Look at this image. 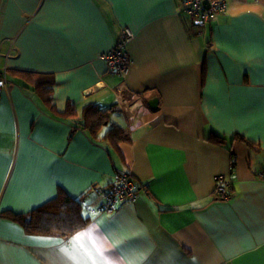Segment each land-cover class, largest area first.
<instances>
[{
  "label": "crops",
  "instance_id": "crops-1",
  "mask_svg": "<svg viewBox=\"0 0 264 264\" xmlns=\"http://www.w3.org/2000/svg\"><path fill=\"white\" fill-rule=\"evenodd\" d=\"M225 1L190 28L181 0H0V264H264V0ZM125 27L124 77L101 55ZM29 74L53 78L55 111ZM120 87L125 109L110 110ZM88 103L109 109L97 134L76 123ZM112 125L130 141L105 138ZM122 171L138 199L103 212ZM61 190L82 200V229L33 233L14 219Z\"/></svg>",
  "mask_w": 264,
  "mask_h": 264
},
{
  "label": "trees",
  "instance_id": "trees-1",
  "mask_svg": "<svg viewBox=\"0 0 264 264\" xmlns=\"http://www.w3.org/2000/svg\"><path fill=\"white\" fill-rule=\"evenodd\" d=\"M187 19L190 28H194L192 20ZM29 79L35 85L45 104L52 111H55L53 78L49 75L29 74ZM108 111L109 109H102L97 104L88 103L83 107L82 118H79L76 123L78 126L90 130L93 134H97L102 127H107L110 124ZM64 115L76 117L78 113L75 106L69 104ZM105 138L112 140L114 143L130 141L128 133L123 128L114 125L106 128ZM209 139L217 143H222L225 140L223 136L215 132H212ZM13 216L14 219L23 224L28 232L41 234L57 232L63 236L71 235L82 229L89 220L84 214L82 200L72 197L65 190H61L55 198L29 213L14 214Z\"/></svg>",
  "mask_w": 264,
  "mask_h": 264
},
{
  "label": "built area",
  "instance_id": "built-area-1",
  "mask_svg": "<svg viewBox=\"0 0 264 264\" xmlns=\"http://www.w3.org/2000/svg\"><path fill=\"white\" fill-rule=\"evenodd\" d=\"M181 0V11L192 20L195 27L204 28L210 24L217 16L222 15L227 10L225 0ZM135 34L129 28L122 29L116 45L101 55L106 62L108 71L114 75L127 76L131 70V61L128 56V45L134 39ZM9 86L7 71H0V92ZM117 102L111 108L114 111H122L127 104L122 92V87L117 89ZM264 178V172L261 174ZM231 181L222 175L215 179L214 194L219 199L230 197L229 188ZM139 189L132 175L127 171L117 174L114 183L103 192L104 202L100 205V210L111 213L120 205L126 202L133 203L138 199Z\"/></svg>",
  "mask_w": 264,
  "mask_h": 264
},
{
  "label": "snow or ice",
  "instance_id": "snow-or-ice-1",
  "mask_svg": "<svg viewBox=\"0 0 264 264\" xmlns=\"http://www.w3.org/2000/svg\"><path fill=\"white\" fill-rule=\"evenodd\" d=\"M90 235H91V233L89 232L87 234H82L81 236H77L73 241H71V243L75 244V243L79 242L84 236L90 237ZM73 259H75V257H73ZM89 259H91V257H89Z\"/></svg>",
  "mask_w": 264,
  "mask_h": 264
},
{
  "label": "water",
  "instance_id": "water-1",
  "mask_svg": "<svg viewBox=\"0 0 264 264\" xmlns=\"http://www.w3.org/2000/svg\"><path fill=\"white\" fill-rule=\"evenodd\" d=\"M208 3H209V1L207 0V1H206V4H208ZM157 103H158L157 99H153V100H151V101L149 102V104H150V106H151L152 108H155V106H156Z\"/></svg>",
  "mask_w": 264,
  "mask_h": 264
}]
</instances>
